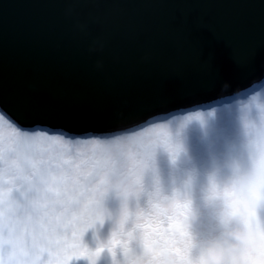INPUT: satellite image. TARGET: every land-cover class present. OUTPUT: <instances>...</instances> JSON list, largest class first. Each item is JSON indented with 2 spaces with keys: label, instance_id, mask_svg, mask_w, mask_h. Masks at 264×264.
Wrapping results in <instances>:
<instances>
[{
  "label": "water",
  "instance_id": "obj_1",
  "mask_svg": "<svg viewBox=\"0 0 264 264\" xmlns=\"http://www.w3.org/2000/svg\"><path fill=\"white\" fill-rule=\"evenodd\" d=\"M263 81L264 0H0V108L25 129L116 134Z\"/></svg>",
  "mask_w": 264,
  "mask_h": 264
},
{
  "label": "snow or ice",
  "instance_id": "obj_2",
  "mask_svg": "<svg viewBox=\"0 0 264 264\" xmlns=\"http://www.w3.org/2000/svg\"><path fill=\"white\" fill-rule=\"evenodd\" d=\"M29 131L0 108V264H70L87 258L92 264L104 248L121 249L126 264H199L190 251L184 225L189 201L177 194L159 197L148 210L136 213L134 226L125 230V211L119 232L107 245L90 251L82 242L88 228L102 219L101 201L113 184L117 163L126 161L130 177H139L163 147L175 160L180 145L159 125L114 141L113 135L72 139L49 134L40 126ZM246 163L253 180L264 186V121L246 120ZM26 180L25 185L21 184ZM27 191L21 197V191ZM209 181V198L220 194ZM229 190L223 189L228 200ZM39 215L37 226L29 219ZM136 241L140 252L130 247Z\"/></svg>",
  "mask_w": 264,
  "mask_h": 264
},
{
  "label": "rangeland",
  "instance_id": "obj_3",
  "mask_svg": "<svg viewBox=\"0 0 264 264\" xmlns=\"http://www.w3.org/2000/svg\"><path fill=\"white\" fill-rule=\"evenodd\" d=\"M238 99V97H237ZM233 96L225 100H218L205 105L201 110L208 114H197L201 107L182 112L179 121H175L177 114L169 119H159L163 122L156 131L171 133L178 132L173 143L180 145V151L173 160L171 155L163 147L157 148L152 163L139 177H130L127 171L126 178L120 183H113L106 191L102 204V219L88 228L82 237L83 244L90 250L95 251L101 245H107L114 232H119L121 220L125 211L128 220L125 222V230L132 229L136 213L143 209L148 210L150 203L154 202L159 190V197H172L181 195L186 198L191 193L194 204L204 205V193L209 183V176L213 174L214 165L225 159H234L241 166L246 163V151L244 150L245 134L240 119V106ZM230 108L226 111L215 113V108ZM193 114V115H191ZM174 119L173 121H171ZM170 122V123H168ZM172 122V123H171ZM170 125L169 127L167 124ZM158 124V123H157ZM178 124V125H177ZM228 130V135L223 132ZM229 136L243 139L237 151L223 147L228 142ZM90 137L86 138L89 139ZM236 140V141H237ZM21 195V194H20ZM22 197V196H21ZM194 231L199 233L200 229ZM133 251L140 252L139 245L133 241L130 245ZM70 264H92L87 258L73 259ZM95 264H126L121 249L115 250V255L104 248V251L95 259Z\"/></svg>",
  "mask_w": 264,
  "mask_h": 264
},
{
  "label": "clouds",
  "instance_id": "obj_4",
  "mask_svg": "<svg viewBox=\"0 0 264 264\" xmlns=\"http://www.w3.org/2000/svg\"><path fill=\"white\" fill-rule=\"evenodd\" d=\"M230 87L223 85V90ZM234 95H239V90ZM240 119L244 128L246 120L264 121V89L252 92L240 106ZM124 132L114 134L117 141ZM246 151V139L243 145ZM128 165L120 161L116 166L113 183L126 178ZM214 180L221 189L220 194L209 198V183L204 193V205L189 201L185 211L184 225L191 253L199 264H264V186L253 180V168L246 169L234 159H225L214 165L209 181ZM26 180L21 184L25 185ZM229 190L226 201L223 189ZM27 189L21 191L23 197ZM150 208V207H149ZM37 226L42 223L39 215L29 217ZM195 228H199L197 233Z\"/></svg>",
  "mask_w": 264,
  "mask_h": 264
},
{
  "label": "trees",
  "instance_id": "obj_5",
  "mask_svg": "<svg viewBox=\"0 0 264 264\" xmlns=\"http://www.w3.org/2000/svg\"><path fill=\"white\" fill-rule=\"evenodd\" d=\"M260 89H264V84H261L260 86H256L255 88H253V89H250L248 92H244V93H242V94H240V95H234L233 97H235L236 99H237V97H238V99H237V101H238V103H237V105H234V107H238L240 104H242V103H244L245 101H247V99H248V97L252 94V92H256V91H259ZM203 107V106H202ZM202 107L201 108H199L200 109V111L197 113V114H195V115H203V114H208L209 112H203V110H201L202 109ZM227 109H230V108H221V109H219V108H215V110H213V112L214 111H217V112H215L216 114L217 113H219V112H221V111H226ZM221 110V111H220ZM188 111H190V110H188ZM192 111V110H191ZM183 112H185L186 113V111H183ZM181 115L182 114H177L176 115V117H175V121H179V120H181L180 119V117H181ZM191 115H193V114H191ZM174 119H172L171 121H173ZM175 121H173V122H175ZM158 123V124H157ZM161 123H163V122H161ZM160 123V121L159 122H155V123H152V124H150V125H147L146 127H149V128H151V126L153 125V124H157V125H164V124H161ZM168 123H170V122H168ZM168 123H165V124H167V126H165V127H169L170 125H168ZM172 123V122H171ZM176 123V122H175ZM178 125V124H177ZM143 128H145V127H143ZM143 128H141V129H143ZM138 130H140V129H138ZM43 131H46V132H48L49 134H59V133H56V132H54V131H51V130H43ZM168 130H166V133H167V135L168 136H171V138L172 139H176L177 137H178V135H179V133L178 132H175V133H169V132H167ZM157 132H163V131H157ZM223 132L226 134V135H228L229 133H228V130L227 129H225V128H223ZM61 135V134H60ZM63 136H65V137H69V136H66V135H63ZM78 137H73L72 139H77ZM90 138H92V137H90ZM237 137H232V136H229V139H228V142L225 144V146L223 147V149L225 150V148L227 149L228 147H231V150H233V149H235V150H237V151H240L239 149H238V147H239V145L242 143V141H243V139H239V140H237L236 139ZM80 139H86V138H80ZM237 140V141H236ZM242 145H243V143H242ZM231 150H229V151H231ZM229 151H227V150H225V153L227 154Z\"/></svg>",
  "mask_w": 264,
  "mask_h": 264
}]
</instances>
